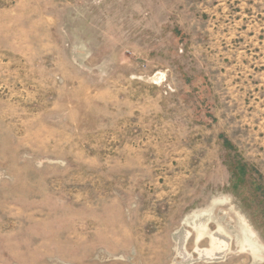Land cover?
Here are the masks:
<instances>
[{
    "label": "rangeland",
    "instance_id": "374dc122",
    "mask_svg": "<svg viewBox=\"0 0 264 264\" xmlns=\"http://www.w3.org/2000/svg\"><path fill=\"white\" fill-rule=\"evenodd\" d=\"M0 264H264V0H0Z\"/></svg>",
    "mask_w": 264,
    "mask_h": 264
},
{
    "label": "bare ground",
    "instance_id": "6f19581e",
    "mask_svg": "<svg viewBox=\"0 0 264 264\" xmlns=\"http://www.w3.org/2000/svg\"><path fill=\"white\" fill-rule=\"evenodd\" d=\"M201 236V235H200ZM213 236V235H212ZM225 245V244H224ZM225 247V246H224ZM221 249H222V247H220ZM219 249V248H218ZM221 249H219V250H221ZM227 249V248H226ZM225 250V249H224ZM215 251H216V249H215ZM185 254H187V253H185ZM212 255H213V252H212ZM214 255H217L216 253L214 254ZM211 256V255H210ZM190 258V257H189Z\"/></svg>",
    "mask_w": 264,
    "mask_h": 264
}]
</instances>
